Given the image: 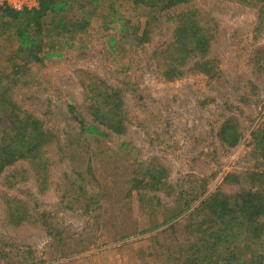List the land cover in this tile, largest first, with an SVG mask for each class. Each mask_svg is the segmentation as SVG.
I'll return each instance as SVG.
<instances>
[{
	"label": "rangeland",
	"instance_id": "1",
	"mask_svg": "<svg viewBox=\"0 0 264 264\" xmlns=\"http://www.w3.org/2000/svg\"><path fill=\"white\" fill-rule=\"evenodd\" d=\"M242 2H193L211 38L218 75L190 73L173 82L162 77L163 61L156 53L172 43L171 19L182 8L155 15L133 0H69L65 18L89 21L81 22L85 30L76 38L62 36L48 28L52 21L45 18L39 57H61L42 65L18 58L19 66L31 72L15 86L13 76H3L14 69V35L25 26L0 11V80H5L0 97L10 89L8 96L21 114L41 120L61 139L60 147L44 151L48 168L41 177L24 161L0 178V264L226 262L210 260L204 250L194 255L191 243L202 245L204 236L194 237L186 223L200 201L186 211L185 198L235 195L250 188L248 173L264 171L252 139V132L264 129V19L259 20L264 0ZM136 30L148 32L147 41L137 43ZM92 87L120 94L124 135L103 129L107 137L95 139L81 133V120L91 122ZM230 120L238 134L235 147L220 135ZM3 131L0 125V138ZM71 134H78L72 145ZM87 154L92 160L85 159ZM150 166L166 174L154 189L144 175ZM14 170L19 174L12 175ZM17 207L32 217L17 223L11 217ZM203 216L195 215V225ZM236 232H229L233 245L226 249L228 257L248 252V241ZM249 252L255 260L264 257V243ZM247 257L239 256L235 264Z\"/></svg>",
	"mask_w": 264,
	"mask_h": 264
},
{
	"label": "trees",
	"instance_id": "2",
	"mask_svg": "<svg viewBox=\"0 0 264 264\" xmlns=\"http://www.w3.org/2000/svg\"><path fill=\"white\" fill-rule=\"evenodd\" d=\"M133 1L136 6H144L155 15L169 14L178 8H182V11L171 19V22L175 24L172 43L166 49L156 53L158 57H162V77L167 82L181 80L190 73L203 74L211 79L217 77L219 65L216 59L211 56L212 45L208 30L202 24L200 14L191 8L195 0ZM241 1H243L242 3H249V0ZM0 11L6 19H10L12 22L22 20L24 22L23 26H25L24 29L18 30L14 35L18 42L17 52L15 53L16 58L10 60L14 69L10 75L3 76V79L8 80L13 76L14 79L11 81L13 86L17 85L18 80H26L31 72L29 67H25V64L19 66L16 61L18 58L25 62L42 65L45 59L61 57L58 54H50L47 58L39 57V54L43 52L41 36L44 33L45 18H51L52 23H50L49 29L62 32L61 34L64 33L62 36L69 35L71 38L78 37L85 30V25H81V22L89 23L86 20H78L76 22L79 23H72L71 20L65 18V15L69 12L67 0H40V9L33 12L13 11L8 8H0ZM260 19H264V9L260 10ZM154 22H157V20L154 19ZM31 29L34 34L31 33ZM134 35L137 43L142 44L146 40L148 32L140 35L139 30H136ZM110 40L114 44V39L111 38ZM2 80H0V85ZM96 89L98 90V88L94 89L92 87L93 92H91L93 94V97L91 96V122L86 123V121L81 120V133L96 136L95 139L107 137L103 129L119 136L124 135L127 127L122 113L123 110H121L123 103L120 94L116 92L109 95L108 93L103 94L102 92H96ZM10 92L11 90L7 88L0 97V125L4 127L0 138V178L4 173L14 169L17 163L24 161L30 162L33 165L32 169L36 171L38 177H41L40 174L46 172L48 168V159L44 155V151L54 145L60 147L61 139L59 136L47 131L41 120L27 113L21 114L18 105L8 96ZM76 135L78 134L68 135L71 145ZM220 135L226 145L231 147L237 145L238 134L233 121L230 120L225 123ZM252 139L255 152L258 156L261 154L264 159V129L259 127L252 132ZM65 142L68 145V141ZM92 158V155L87 154L85 156L88 161ZM14 174H19V172L14 170L12 175ZM144 175L146 178L151 179L152 182L149 186L154 189L157 185H161L162 178L166 174L161 167L150 166L144 168ZM232 177L234 181L241 183L234 176H230L229 180ZM247 179L250 182V188L241 189L235 195L216 192L204 200H201V198H194L193 200L185 198L186 211L192 210L193 203L200 201L198 206L191 211L186 223L187 225L190 224L189 227L194 237L199 234L204 236L202 245L191 243V250H196L194 255L204 250L206 251L205 256L210 260L224 259L223 261H226L225 263L219 262V264H235L239 256L249 255L250 258L247 257L243 264H261L260 260H263L264 257L261 256L260 259L255 260V256L249 251L252 250L253 245L257 247L264 243V171L250 172ZM199 212L204 215L203 220L195 225L193 219ZM21 214L24 215L19 218ZM11 217L21 224L32 216L24 208L17 207V211L11 214ZM233 229H237L236 233L242 236L245 241H248L244 245L248 252L245 253L239 250L228 257L225 252L228 247L233 245V240L230 239L232 236L229 235V232ZM237 247V245L234 246V248ZM186 255L187 252L181 250L180 256L185 257ZM188 259H190V253ZM187 264H195V261L189 262L187 260Z\"/></svg>",
	"mask_w": 264,
	"mask_h": 264
},
{
	"label": "built area",
	"instance_id": "3",
	"mask_svg": "<svg viewBox=\"0 0 264 264\" xmlns=\"http://www.w3.org/2000/svg\"><path fill=\"white\" fill-rule=\"evenodd\" d=\"M0 8L33 12L40 9V0H0Z\"/></svg>",
	"mask_w": 264,
	"mask_h": 264
},
{
	"label": "crops",
	"instance_id": "4",
	"mask_svg": "<svg viewBox=\"0 0 264 264\" xmlns=\"http://www.w3.org/2000/svg\"><path fill=\"white\" fill-rule=\"evenodd\" d=\"M68 1V7H69V0H67ZM71 9V8H70Z\"/></svg>",
	"mask_w": 264,
	"mask_h": 264
}]
</instances>
